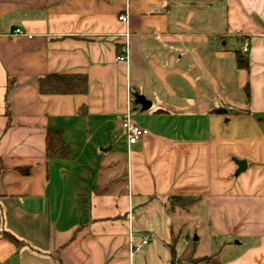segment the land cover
<instances>
[{
    "label": "crops",
    "instance_id": "obj_1",
    "mask_svg": "<svg viewBox=\"0 0 264 264\" xmlns=\"http://www.w3.org/2000/svg\"><path fill=\"white\" fill-rule=\"evenodd\" d=\"M53 73L89 89L40 93ZM0 157V264H200L201 218L208 264H264V0H0Z\"/></svg>",
    "mask_w": 264,
    "mask_h": 264
},
{
    "label": "trees",
    "instance_id": "obj_2",
    "mask_svg": "<svg viewBox=\"0 0 264 264\" xmlns=\"http://www.w3.org/2000/svg\"><path fill=\"white\" fill-rule=\"evenodd\" d=\"M238 66L247 67V61L238 58ZM39 91L43 94H78L86 93L89 89V79L86 74H69V73H53L45 77H41L38 83ZM216 111L223 112V109ZM47 154L60 158H68L71 150L66 143L65 136L61 131H48L46 135ZM2 169V159L0 157V171ZM28 172L27 168L21 169ZM168 210L173 208H186L191 200L199 199V197L186 196H170ZM173 249V248H172Z\"/></svg>",
    "mask_w": 264,
    "mask_h": 264
},
{
    "label": "built area",
    "instance_id": "obj_3",
    "mask_svg": "<svg viewBox=\"0 0 264 264\" xmlns=\"http://www.w3.org/2000/svg\"><path fill=\"white\" fill-rule=\"evenodd\" d=\"M119 20L128 23L129 21V12L128 9L126 8L124 11L119 13L118 16ZM12 35H21V36H27V37H32L30 33L24 32L21 28H16ZM125 42L124 46L121 48L119 54L117 55L116 59L118 61L122 62H128L129 61V32H125ZM250 46L249 40H245L243 44V51L246 52L248 51ZM131 94L128 96V108L124 112L121 118V126L124 130L125 136L127 138L128 143L132 144L137 142L141 137L147 135L149 133V130L143 126H140L136 121L133 120L132 118V108H131ZM149 236L146 235L142 238V245H146L148 243Z\"/></svg>",
    "mask_w": 264,
    "mask_h": 264
},
{
    "label": "rangeland",
    "instance_id": "obj_4",
    "mask_svg": "<svg viewBox=\"0 0 264 264\" xmlns=\"http://www.w3.org/2000/svg\"><path fill=\"white\" fill-rule=\"evenodd\" d=\"M201 206V205H200ZM201 213L205 214V207L199 209ZM203 218L199 221L198 224V230L193 231L191 230L189 232V240H188V249L184 256L185 258H189L192 256L194 251H196V255L198 254L200 256V264H208V261L211 262L218 258L219 253L213 252V250H217V247H211V244L209 242V238L207 234L205 233L204 229L202 228ZM176 223V221H175ZM195 235L198 236V239L195 240ZM186 264H192V261L188 260Z\"/></svg>",
    "mask_w": 264,
    "mask_h": 264
},
{
    "label": "water",
    "instance_id": "obj_5",
    "mask_svg": "<svg viewBox=\"0 0 264 264\" xmlns=\"http://www.w3.org/2000/svg\"><path fill=\"white\" fill-rule=\"evenodd\" d=\"M135 102L140 103L142 105V110L148 109L151 106L150 100L146 99L144 95H141L139 93L134 94ZM236 163L238 165V172L244 170L246 168V161L245 160H236ZM194 239H198L197 235H195Z\"/></svg>",
    "mask_w": 264,
    "mask_h": 264
}]
</instances>
